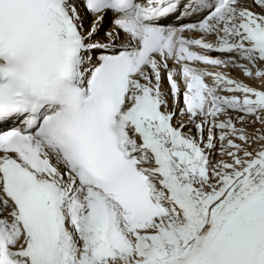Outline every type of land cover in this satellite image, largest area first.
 Here are the masks:
<instances>
[{
    "label": "snow or ice",
    "instance_id": "snow-or-ice-1",
    "mask_svg": "<svg viewBox=\"0 0 264 264\" xmlns=\"http://www.w3.org/2000/svg\"><path fill=\"white\" fill-rule=\"evenodd\" d=\"M0 264H264V0H0Z\"/></svg>",
    "mask_w": 264,
    "mask_h": 264
}]
</instances>
